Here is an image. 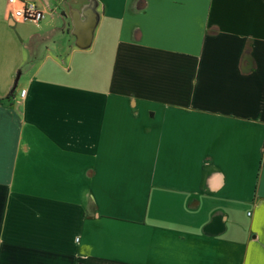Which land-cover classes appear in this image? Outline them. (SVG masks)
I'll list each match as a JSON object with an SVG mask.
<instances>
[{
    "label": "crops",
    "instance_id": "obj_1",
    "mask_svg": "<svg viewBox=\"0 0 264 264\" xmlns=\"http://www.w3.org/2000/svg\"><path fill=\"white\" fill-rule=\"evenodd\" d=\"M29 1L0 0V264H264V0Z\"/></svg>",
    "mask_w": 264,
    "mask_h": 264
},
{
    "label": "built area",
    "instance_id": "obj_2",
    "mask_svg": "<svg viewBox=\"0 0 264 264\" xmlns=\"http://www.w3.org/2000/svg\"><path fill=\"white\" fill-rule=\"evenodd\" d=\"M9 4L20 7L16 9L15 16L24 21H30L34 24H39L45 18L44 12L33 2L29 0H8ZM27 90L21 92V98L25 99Z\"/></svg>",
    "mask_w": 264,
    "mask_h": 264
}]
</instances>
